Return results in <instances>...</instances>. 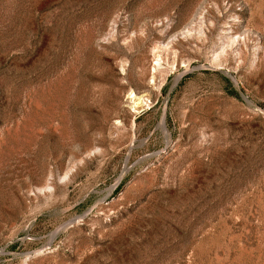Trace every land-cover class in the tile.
<instances>
[{
  "label": "rangeland",
  "instance_id": "rangeland-1",
  "mask_svg": "<svg viewBox=\"0 0 264 264\" xmlns=\"http://www.w3.org/2000/svg\"><path fill=\"white\" fill-rule=\"evenodd\" d=\"M0 264H264V0H0Z\"/></svg>",
  "mask_w": 264,
  "mask_h": 264
},
{
  "label": "bare ground",
  "instance_id": "bare-ground-1",
  "mask_svg": "<svg viewBox=\"0 0 264 264\" xmlns=\"http://www.w3.org/2000/svg\"><path fill=\"white\" fill-rule=\"evenodd\" d=\"M163 126H164V124H163Z\"/></svg>",
  "mask_w": 264,
  "mask_h": 264
}]
</instances>
